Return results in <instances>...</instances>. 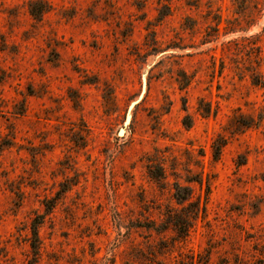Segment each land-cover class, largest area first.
I'll return each instance as SVG.
<instances>
[{"label": "rangeland", "instance_id": "rangeland-1", "mask_svg": "<svg viewBox=\"0 0 264 264\" xmlns=\"http://www.w3.org/2000/svg\"><path fill=\"white\" fill-rule=\"evenodd\" d=\"M0 264H264V0H0Z\"/></svg>", "mask_w": 264, "mask_h": 264}, {"label": "trees", "instance_id": "trees-1", "mask_svg": "<svg viewBox=\"0 0 264 264\" xmlns=\"http://www.w3.org/2000/svg\"><path fill=\"white\" fill-rule=\"evenodd\" d=\"M43 5H44L43 8H41L39 10V12L36 11V10H34L33 7H32L31 14L33 16H35V17H38V15L40 16L42 13H44L45 11H47L48 10V6L46 4H43ZM183 77L185 78V82H183L181 84V86L185 88L189 84V78H190V76H188L187 74H185L183 72ZM210 109L211 108L209 106L208 110H206L205 113L206 114L210 113V111H211ZM240 125L243 128H250V127L254 126L255 124H254V122L250 121V122H247L245 124H240ZM185 126L186 127H190V124L189 123H186ZM220 140H221V142L218 143V145H217V140H216V143H214V146H213V149H214L213 157H214L215 160L219 159V157L221 155L222 148L226 145L225 140H223V141H222V139H220ZM191 198H192V194L190 192V200H191ZM186 200L187 199H179V198L176 197V201H177V203L179 205H182ZM192 204L193 203H190V207L191 208L194 207V206H192ZM183 224L186 226L187 229L189 227L191 228V225H192V224H190V226H189L187 224L186 220L184 218L180 217V216L179 217H176V218H173V220L171 221V225L174 227L173 229H175L176 231H178L179 226L180 225H183ZM31 235H32L31 238L33 239L32 248H33L34 253H37V250H38V241H39L38 224H34L32 226V228H31Z\"/></svg>", "mask_w": 264, "mask_h": 264}]
</instances>
